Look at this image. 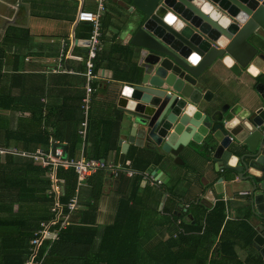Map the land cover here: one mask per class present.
I'll list each match as a JSON object with an SVG mask.
<instances>
[{
	"label": "crops",
	"instance_id": "1",
	"mask_svg": "<svg viewBox=\"0 0 264 264\" xmlns=\"http://www.w3.org/2000/svg\"><path fill=\"white\" fill-rule=\"evenodd\" d=\"M80 10L95 12V0H0V50L4 51L0 79L5 78L4 95L18 99L20 106V110L0 109V149L7 151L0 153V217L10 218L17 212L18 197L12 184L13 180L22 182L26 179L24 172L28 169L23 168L22 163L31 162L35 167L45 170L44 177L48 180L47 169L20 153H32L37 149L47 152L52 144L57 142L67 156L66 139L71 137L75 120L80 119L81 122L80 104L85 84L83 60L87 52L91 27L89 23L76 22V14ZM133 13L134 9L130 7L128 0H104V11L100 16L103 43L95 61L97 70L92 83L94 91L88 113L87 136L83 144L77 131L79 146L77 151L75 150L76 157L79 158L81 153L83 155L91 153L94 146L102 144L103 132L107 130L104 123L119 117L117 141L112 144V148L106 154V160L103 161L115 167L117 172L120 171L121 177L123 175L129 179L141 177L139 193L146 194L144 202L148 207L146 210L148 219L143 217L142 220L143 240L140 243L142 258L138 264L145 261V264H150L148 260L150 253L154 252V249H161V244L165 249L164 243L168 244L167 240L171 235L182 236L184 242L178 249L181 258L178 264L202 262L210 264L217 244H213L209 251H206L205 247L209 244L203 236L206 230V216L217 203L222 204L225 214L218 237L223 232L226 241L233 243L232 251L236 261L245 263L247 257L258 250L255 245H246L241 236H245L249 231L257 234L259 226L252 213L248 189L243 183L235 180L231 171L215 173L213 164L207 161L208 158L203 153L195 156L182 155L183 164H177L173 162L172 157L162 159L134 143L128 145L123 163L119 162L121 154L119 141H127L130 129L121 125V112L116 106L120 96L117 91L135 76L136 60L129 45V34L125 31L126 22ZM9 29H14L15 34L27 30L28 36L14 39L11 34L6 36ZM250 69L253 70L250 74L242 72L239 76L222 69L219 78H213L206 85L207 97L218 100L217 97L220 95L222 99L219 101L242 103L249 96H257L255 85L264 84V45L259 46ZM11 75L19 77L13 80L14 85ZM9 102V99H6L4 104ZM35 107L41 108V113H32L31 109ZM47 114L45 122L43 119ZM38 117L42 118L39 126L36 121ZM10 131H19L15 136L18 139L15 137L7 139ZM45 132L48 135V145L43 147L37 143V138L39 133ZM58 138L63 141H57ZM132 148L135 150H131ZM141 150L149 157L159 156L161 159L159 164H154L153 160L151 161L153 164L150 163L149 168L143 172L134 169L135 153ZM235 162L231 164L235 165ZM156 168L165 174V183H161L151 174ZM126 170H133L136 174L129 177L125 173ZM30 171L34 174L33 170ZM101 171H105L106 179L93 224L96 233L92 240L94 251L98 250L103 229L114 220L117 200L120 197V194L114 192L121 178L116 188L113 185L117 172L114 175L111 171ZM146 172L153 176L155 182L148 184L143 177V173ZM220 176L223 177L222 192L217 193L215 184ZM39 177L43 178L42 175ZM84 184L80 186L81 201L85 200L82 195L86 189ZM49 189L46 193L52 197ZM60 192L62 195L61 187ZM157 193L161 197L155 213ZM11 203L14 206L11 207ZM164 207L167 213L163 211ZM171 214L173 217H170ZM168 219L173 220L170 222ZM196 220L198 229L185 230L182 227L191 226ZM157 221L161 223L156 224ZM169 247L172 251L177 250L176 246ZM47 251L48 249L44 253V259ZM224 252L228 257L229 251ZM260 257L264 263L263 257L261 255ZM81 262V259L77 258L73 263Z\"/></svg>",
	"mask_w": 264,
	"mask_h": 264
},
{
	"label": "water",
	"instance_id": "2",
	"mask_svg": "<svg viewBox=\"0 0 264 264\" xmlns=\"http://www.w3.org/2000/svg\"><path fill=\"white\" fill-rule=\"evenodd\" d=\"M128 2L134 13L125 31L136 69L132 81L117 91L121 125L130 129L127 141H119L120 164L134 143L162 159L172 157L177 164H183L182 155L203 153L215 173L231 171L248 189L259 226L253 243L264 259V84L257 83V96L247 97L243 104L219 101L220 95L215 100L205 91L222 69L235 76L253 71L251 63L264 45V0H210L234 18L227 29L201 12L193 0ZM240 11L245 16L237 20ZM168 12L182 19L183 27L177 30L164 23ZM220 36L226 44L218 43ZM193 54L199 57L196 63L190 60ZM233 116L240 122L226 128L224 122ZM233 157L235 165L230 163ZM151 174L165 183L160 169ZM120 178L118 171L115 188ZM222 182L220 176L217 193L222 192Z\"/></svg>",
	"mask_w": 264,
	"mask_h": 264
},
{
	"label": "trees",
	"instance_id": "3",
	"mask_svg": "<svg viewBox=\"0 0 264 264\" xmlns=\"http://www.w3.org/2000/svg\"><path fill=\"white\" fill-rule=\"evenodd\" d=\"M13 30L14 29H9L6 36L11 34V36L17 40L22 36H28L27 30H22L20 31L21 33L18 34L13 33ZM3 57L4 51L0 50V67L2 66ZM95 61L94 72L97 70ZM10 78L12 79V85H14L13 80L19 77L11 75ZM4 83L5 78L3 77L0 79V109L20 110L18 99L4 95ZM8 89L11 90L10 88ZM6 99H9L11 103L4 104ZM31 111L32 113H41L42 109L35 107L32 108ZM47 118L48 114L43 120L46 122ZM41 120V117L36 119L38 126ZM79 123L80 119L75 120V126L71 133V137L70 139H66V153L70 158H77L75 150L77 151L79 146V137L77 135ZM118 126L119 117L116 120L105 122L104 128L107 130L103 132L104 137L101 139L102 144L94 146L91 153H85V159H101L105 161L106 154L112 148V144H115L117 141ZM18 133L19 131H10L9 135H7V139L15 137ZM15 138L18 139L17 137ZM57 141L61 142L63 140L59 139ZM37 143H40L43 147L48 145V135L46 132L38 134ZM131 150L135 149L132 148ZM135 160L133 168L143 172L149 168L151 161L153 162L154 160V164L157 165L161 159L159 156L149 157L145 151L143 152V150H141L135 153ZM22 165L23 168L28 169L25 172L21 170L26 174V179L22 182L17 179L13 180L12 184V188L17 194L16 197H18V203H15L17 205V212L16 214H12L10 218L0 217V264H24L28 256V243L33 238L39 224L43 221H47L51 217L53 200L52 197L46 193L49 189V181L44 177L46 171L39 167H35L31 162H24ZM30 169L34 171V174L31 173ZM104 172L105 171L99 170L85 179L84 185L86 189L82 193L83 197H85L84 201L80 200L81 189L79 187L78 209L71 214L72 218L70 217V224L66 229L61 231L57 241L53 242L51 245L49 241H45L40 247L38 259H40L48 249L43 264H69L71 260H73L71 264H75L73 262L77 258L81 259L82 262L80 264H138L139 259L142 258V253L140 252V243L143 240L142 220L143 217L148 219V217H146V210L148 207L144 202L146 194L141 195L139 193L140 176H135L130 179L124 175L121 177L120 184L114 192L120 194L117 200L114 220L103 229L98 250H92V240L96 234L93 224L95 223L98 203L106 179ZM20 174L21 173H19V175ZM39 175H42L43 178L40 179ZM56 176L58 179L63 180L61 184L62 195L59 201L64 205L74 195L77 186V177L73 169L65 170L63 168L57 169ZM160 197V194L157 193V205L156 209H154L155 213L157 212ZM10 206L12 207L14 204L11 203ZM223 210L222 204L217 203L206 216V230L203 236V239L209 244V246L205 247L206 251H209V247L211 248L213 244H217L210 264H264L258 251L247 257L245 263H240L238 260L236 261L232 251L233 243L226 241L223 232L220 234V237H218L225 219ZM163 211L167 213L166 207L163 208ZM24 216L27 218L25 219ZM170 217H173V214H171ZM172 220L168 219L170 222ZM168 221L167 223L170 224ZM196 222L197 220L191 226L182 225V227H184L185 230L198 229V223ZM160 223L161 221H157L156 224ZM163 225L164 224H162V226ZM255 234L254 231H249L245 236L243 235L241 237L246 245L251 246L254 245L253 239ZM181 237L182 236L179 235H177V237H172L171 235L169 240H167L168 244L164 243L165 249L162 248V244L161 249H154V252L150 253V259H148L150 260V264H166L168 262L178 264L181 260L178 249L181 243H184ZM169 245L176 246L177 250L172 251ZM224 251H229L228 257L227 253ZM145 263L146 261L143 264ZM201 264H204V262Z\"/></svg>",
	"mask_w": 264,
	"mask_h": 264
},
{
	"label": "built area",
	"instance_id": "4",
	"mask_svg": "<svg viewBox=\"0 0 264 264\" xmlns=\"http://www.w3.org/2000/svg\"><path fill=\"white\" fill-rule=\"evenodd\" d=\"M95 2V12L80 10L76 14V22H86L89 23L91 27L88 37L87 52L83 60L85 66V84L80 104L82 119L78 129V134L82 139L83 144L85 143L87 136L88 113L92 93L94 91L92 83L96 77L94 72V61L102 50L103 43L101 38L100 16L101 12L104 11V0H95ZM56 143L57 142L53 143V146L47 152L37 149L32 153H20V155L32 159L42 168L47 169L46 175L50 182L49 193L53 197L51 217L47 221H43L39 224L33 238L29 242L28 256L24 264H42L45 254L38 259L41 245L45 241H49L50 244L57 241L61 231L66 229L70 224L71 214L78 209V188L83 185L86 177L99 170L111 171L114 175L117 172L115 167L105 163L103 160L85 159L83 153L80 154L79 158L67 157L63 148ZM4 152L7 151L0 149V153ZM58 168L73 169L77 177V186L74 195L64 205L59 202V196L61 195L60 185L62 180H59L56 177V171ZM125 173L129 177L136 174L133 170H126ZM143 177L148 181V184L155 182L153 176H150L147 172L143 173Z\"/></svg>",
	"mask_w": 264,
	"mask_h": 264
},
{
	"label": "clouds",
	"instance_id": "5",
	"mask_svg": "<svg viewBox=\"0 0 264 264\" xmlns=\"http://www.w3.org/2000/svg\"><path fill=\"white\" fill-rule=\"evenodd\" d=\"M193 2L200 8V11L205 13L206 15L210 16L212 20H214L221 28L227 29L230 24L234 22V18L230 16L226 11L221 10L218 8V6L213 5L210 0H193ZM245 13L243 11H240L237 14V17L235 19H240L241 17H244ZM164 23L168 24L169 26L175 27L177 30L183 27V20L180 19L175 13L168 12L167 15L163 18ZM218 43L221 45L226 44L227 40L224 36H220ZM199 57L195 54H193L190 57V60L192 63H196L198 61ZM226 63L231 64L230 59H226ZM191 107V106H190ZM247 113H244V116H246ZM240 119H243V116L240 117ZM240 121L237 119L236 116H233L230 120H226L224 122V126L226 128H230L232 126H235ZM236 160L235 157L232 158L230 163H234Z\"/></svg>",
	"mask_w": 264,
	"mask_h": 264
},
{
	"label": "rangeland",
	"instance_id": "6",
	"mask_svg": "<svg viewBox=\"0 0 264 264\" xmlns=\"http://www.w3.org/2000/svg\"><path fill=\"white\" fill-rule=\"evenodd\" d=\"M146 217H148V215L146 214Z\"/></svg>",
	"mask_w": 264,
	"mask_h": 264
}]
</instances>
